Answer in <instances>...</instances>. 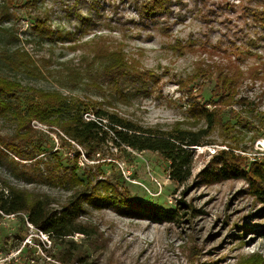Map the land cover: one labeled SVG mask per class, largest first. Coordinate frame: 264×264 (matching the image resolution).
Segmentation results:
<instances>
[{
	"label": "rangeland",
	"instance_id": "1",
	"mask_svg": "<svg viewBox=\"0 0 264 264\" xmlns=\"http://www.w3.org/2000/svg\"><path fill=\"white\" fill-rule=\"evenodd\" d=\"M0 23V75L21 83L16 97L22 108L41 89L164 130L205 128V112L215 114L205 145L192 146L191 175L181 184L172 182L156 152L107 142L86 158L81 147L60 139V131L31 121L43 150H56L64 165L80 151L77 174L85 170L121 194L176 214L154 222L84 203L78 220L88 234L51 239L25 218L0 211V264L264 260V202L242 178L201 175L220 168V150L236 166L263 161L257 143L264 140V0H0ZM13 50L27 53L41 76L21 65L12 69L3 57ZM3 124L0 135L11 129ZM16 169L31 174L36 166L0 155V186L47 197L53 210L75 189L27 183L12 175Z\"/></svg>",
	"mask_w": 264,
	"mask_h": 264
},
{
	"label": "trees",
	"instance_id": "2",
	"mask_svg": "<svg viewBox=\"0 0 264 264\" xmlns=\"http://www.w3.org/2000/svg\"><path fill=\"white\" fill-rule=\"evenodd\" d=\"M40 28H43L42 22L37 19L34 29L40 33L43 31ZM3 58L14 70L21 69V65L24 67L21 71L41 76L33 60L24 51L13 50L11 56ZM221 84L227 88L230 85L224 79ZM20 89L22 85L18 80L0 75V126L8 123L11 127L0 135V155H7L8 152L18 160L30 161L36 166L31 174L17 169L13 171L12 175H18L27 183L42 182L70 189L75 187L76 190L59 210H53L47 197L31 195L25 189L1 182V212L17 215L22 220L25 218L51 239L64 238L74 233L88 234L86 226L78 220L80 213L85 211L84 203L94 208L112 207L121 215L146 218L154 222L174 219V210L121 194L109 181L96 179L85 170L82 175L77 174L75 171L78 169L77 157L80 151H74L73 160L66 157L71 164L64 165L56 150H43L35 138L38 129L31 125V121L47 126L48 130L60 131L63 135L60 139L68 145L74 142L81 147L86 158H90L91 153L107 142L115 147L126 146L137 151L156 152L167 162L168 176L172 182L181 184L191 175L194 158L192 146L205 145V138L214 121V112H205V128L190 130L176 127L164 130L143 126L94 103L88 106L81 100L68 99L59 90L34 89L30 94L33 100L22 108L16 97ZM221 97L222 95L218 100L224 102ZM89 109L94 118L83 117V113ZM218 152L216 156L220 168L203 170L201 175L203 174L204 179H229L230 176L242 178L247 181L250 193L264 202V158L262 162L253 161L240 167L235 165L236 161L232 162L226 157L224 150ZM22 164L25 165L24 162ZM40 165L42 171L39 170ZM243 264H264V260L252 255Z\"/></svg>",
	"mask_w": 264,
	"mask_h": 264
},
{
	"label": "built area",
	"instance_id": "3",
	"mask_svg": "<svg viewBox=\"0 0 264 264\" xmlns=\"http://www.w3.org/2000/svg\"><path fill=\"white\" fill-rule=\"evenodd\" d=\"M257 144L264 150V140H258Z\"/></svg>",
	"mask_w": 264,
	"mask_h": 264
},
{
	"label": "water",
	"instance_id": "4",
	"mask_svg": "<svg viewBox=\"0 0 264 264\" xmlns=\"http://www.w3.org/2000/svg\"><path fill=\"white\" fill-rule=\"evenodd\" d=\"M192 148H194V147H192Z\"/></svg>",
	"mask_w": 264,
	"mask_h": 264
}]
</instances>
